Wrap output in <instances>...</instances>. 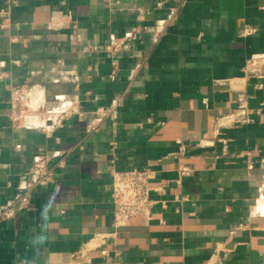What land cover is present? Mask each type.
<instances>
[{
    "label": "crops",
    "instance_id": "obj_1",
    "mask_svg": "<svg viewBox=\"0 0 264 264\" xmlns=\"http://www.w3.org/2000/svg\"><path fill=\"white\" fill-rule=\"evenodd\" d=\"M257 53L264 0H0V211L37 155L66 158L0 217V264H264V79L242 70ZM23 83L76 112L14 126ZM145 167L152 215L117 227L111 170Z\"/></svg>",
    "mask_w": 264,
    "mask_h": 264
},
{
    "label": "built area",
    "instance_id": "obj_2",
    "mask_svg": "<svg viewBox=\"0 0 264 264\" xmlns=\"http://www.w3.org/2000/svg\"><path fill=\"white\" fill-rule=\"evenodd\" d=\"M172 19H176L172 16ZM251 28L244 29L243 34L250 33ZM15 40V39H14ZM119 43H114L111 52L118 51ZM116 61L113 65L116 66ZM243 73L249 77L264 79V53L252 55L243 66ZM31 86L27 83L14 85L10 91L9 98V119L14 126H30L35 121L46 125L49 121L60 124L66 117L75 113L73 109L61 108L56 110L47 109L34 102L31 93ZM96 113L101 117L114 115L113 108L99 107ZM79 115L83 112L78 111ZM235 124L240 125L246 120L243 117L232 116ZM90 128H93L90 125ZM191 147L190 144L182 145V151L186 152ZM52 163V157L47 153L36 156L29 169V179L25 183V190L16 200L0 211V217L13 218L19 209L27 208L30 204L31 191L37 184H49L58 180L60 169L66 166L65 154ZM189 174L185 168L180 169V176ZM156 177V170L151 167L112 169L111 170V193L110 202L114 213V225L119 227L126 225L134 217L150 218L152 215L155 200L151 198L153 189L152 181ZM218 251V250H217ZM214 264L221 263L218 252L215 253Z\"/></svg>",
    "mask_w": 264,
    "mask_h": 264
}]
</instances>
